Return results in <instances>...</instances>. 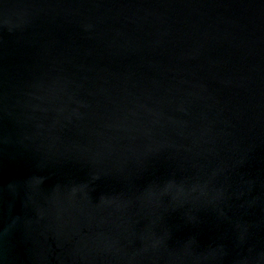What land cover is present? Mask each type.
<instances>
[{"label": "water", "instance_id": "water-1", "mask_svg": "<svg viewBox=\"0 0 264 264\" xmlns=\"http://www.w3.org/2000/svg\"><path fill=\"white\" fill-rule=\"evenodd\" d=\"M0 264H264V0H0Z\"/></svg>", "mask_w": 264, "mask_h": 264}]
</instances>
